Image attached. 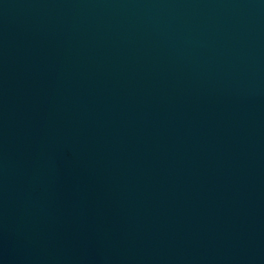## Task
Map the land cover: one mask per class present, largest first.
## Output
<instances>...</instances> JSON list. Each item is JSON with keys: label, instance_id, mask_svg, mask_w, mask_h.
I'll return each mask as SVG.
<instances>
[{"label": "water", "instance_id": "obj_1", "mask_svg": "<svg viewBox=\"0 0 264 264\" xmlns=\"http://www.w3.org/2000/svg\"><path fill=\"white\" fill-rule=\"evenodd\" d=\"M0 264H264V0H0Z\"/></svg>", "mask_w": 264, "mask_h": 264}]
</instances>
